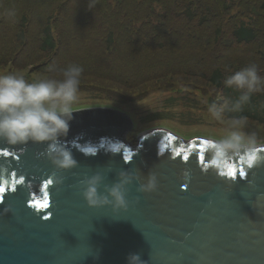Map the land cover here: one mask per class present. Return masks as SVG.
<instances>
[{
  "label": "water",
  "instance_id": "1",
  "mask_svg": "<svg viewBox=\"0 0 264 264\" xmlns=\"http://www.w3.org/2000/svg\"><path fill=\"white\" fill-rule=\"evenodd\" d=\"M132 126L115 109L73 110L61 139L77 166L67 170L47 158L46 143L0 140L9 152L0 155V264H127L132 253L144 264H264V146L220 162L209 153L215 140L164 128L132 146ZM122 170L138 177L127 207L89 206L83 181L101 174L104 193ZM149 175L156 189L140 192ZM45 197L46 207L35 204Z\"/></svg>",
  "mask_w": 264,
  "mask_h": 264
},
{
  "label": "rangeland",
  "instance_id": "2",
  "mask_svg": "<svg viewBox=\"0 0 264 264\" xmlns=\"http://www.w3.org/2000/svg\"><path fill=\"white\" fill-rule=\"evenodd\" d=\"M260 3L93 0L89 7V0H0V75L15 73L29 82L60 79L61 70L76 65L83 73L72 111L95 106L122 109L135 123L126 133L129 142L137 143L140 132L154 127L171 129L185 139L217 140L230 118L216 121L208 106L230 100L204 81L199 69L208 74L222 67L228 77L254 63L264 77ZM188 8L196 19L185 15ZM243 21L257 30L250 44L235 41L234 30ZM49 22L57 42L54 50L42 46ZM111 31L115 42L109 45ZM170 97L183 100L168 107L165 100ZM245 124L258 145L264 144V124L253 119H245Z\"/></svg>",
  "mask_w": 264,
  "mask_h": 264
},
{
  "label": "clouds",
  "instance_id": "3",
  "mask_svg": "<svg viewBox=\"0 0 264 264\" xmlns=\"http://www.w3.org/2000/svg\"><path fill=\"white\" fill-rule=\"evenodd\" d=\"M92 5L93 0H89V7ZM82 73L81 67L72 65L61 70L60 79L50 77L29 82L15 73L0 75V140L9 145L46 143L45 154L55 168L67 170L76 167L72 152L61 138L67 136L73 119L72 106L78 99ZM224 85L239 91L240 95L234 102L208 106L210 116L216 121H224L229 113L239 112L251 95L264 87V77L253 63L228 76ZM245 127L243 117L228 119L225 134L209 145L212 160L223 162L254 152L258 146L257 138L247 133ZM136 179L138 177L134 173L122 170L118 173V181L111 187L105 186V192L101 193L98 188L103 177L97 173L83 181L82 195L91 207L111 205L126 208V186ZM156 187V176L149 175L147 183L141 184L138 190L152 192ZM127 264L144 262L138 254L132 253L127 257Z\"/></svg>",
  "mask_w": 264,
  "mask_h": 264
},
{
  "label": "trees",
  "instance_id": "4",
  "mask_svg": "<svg viewBox=\"0 0 264 264\" xmlns=\"http://www.w3.org/2000/svg\"><path fill=\"white\" fill-rule=\"evenodd\" d=\"M262 9L264 10V0H261V3L257 7V12L262 13ZM185 15L190 19L194 20L197 17H194L193 11L190 8L186 9ZM26 17H24L23 23H25ZM219 29L216 30V37H219ZM24 31L22 30L20 33V39H24ZM44 43L43 48L54 50L57 47V42L55 36L53 35L52 26L50 22L44 28ZM234 36L236 38V42L239 44H250V42L254 41L257 37V30L252 26L250 21H243L240 25L235 28ZM109 45H112L114 40V33L111 31L108 35ZM201 76L204 81L210 83L213 87L223 90L224 95L229 98L230 102H234L240 95V92L235 90L234 88L225 87L224 81L227 78V72L222 67H218L212 70L210 73L206 74V71L203 67H200ZM197 72V71H196ZM181 98L170 97L165 100V102H169L167 104L168 107H172L180 102ZM231 117H243L245 119H253L257 120L260 123L264 124V90L255 92L251 95L249 101L242 106V109L236 113H229L228 118Z\"/></svg>",
  "mask_w": 264,
  "mask_h": 264
},
{
  "label": "snow or ice",
  "instance_id": "5",
  "mask_svg": "<svg viewBox=\"0 0 264 264\" xmlns=\"http://www.w3.org/2000/svg\"><path fill=\"white\" fill-rule=\"evenodd\" d=\"M0 155H3V156H5V157H7V156H9V152H8V151H0ZM177 155H180V153H178ZM184 159L187 160L188 157L185 156ZM229 175L234 176V175H235V172H234V171H230V172H229ZM12 176H13V178H14V182H15L17 185H21V184H23V183H24V180L26 179V178L23 176V174H18V173H16V172H13V173H12ZM17 177H19V178L17 179ZM51 184H52V181H51V180H47V182L43 185V188H44L45 190H47L48 187H49V185H51ZM2 191H4V188H3V187H0V192H2ZM35 204L39 205L41 208L46 207V206H47V199H46V197H45V199H44L43 201H36Z\"/></svg>",
  "mask_w": 264,
  "mask_h": 264
},
{
  "label": "bare ground",
  "instance_id": "6",
  "mask_svg": "<svg viewBox=\"0 0 264 264\" xmlns=\"http://www.w3.org/2000/svg\"><path fill=\"white\" fill-rule=\"evenodd\" d=\"M156 128H158V127H156ZM156 128H154V129H156ZM154 129H152V130H154ZM152 130H151V129H147V130H145V131L140 132V133L138 134V137H137V138H139V136H140L141 134L151 132ZM128 142H129V141H128ZM129 143H130L132 146H136V145H138V142H137V143H131V141H130ZM263 146H264V144H259V145H258V147H263Z\"/></svg>",
  "mask_w": 264,
  "mask_h": 264
}]
</instances>
